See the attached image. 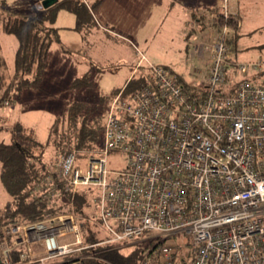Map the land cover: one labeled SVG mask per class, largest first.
Wrapping results in <instances>:
<instances>
[{"label": "built area", "instance_id": "1", "mask_svg": "<svg viewBox=\"0 0 264 264\" xmlns=\"http://www.w3.org/2000/svg\"><path fill=\"white\" fill-rule=\"evenodd\" d=\"M233 31L223 24L208 43L202 96H188L166 68L149 64L151 85L106 102L99 148L57 154L63 190H93L98 244L150 241L155 261L139 264H171L177 237L188 247L185 264H264V84L245 76L227 86L225 35ZM137 53L138 63L146 60ZM234 64L242 74L262 68L260 61ZM111 151L121 155L119 169L107 167ZM7 234L6 264L18 247L27 264H81L80 252L95 244L84 243L70 212L15 224Z\"/></svg>", "mask_w": 264, "mask_h": 264}, {"label": "trees", "instance_id": "2", "mask_svg": "<svg viewBox=\"0 0 264 264\" xmlns=\"http://www.w3.org/2000/svg\"><path fill=\"white\" fill-rule=\"evenodd\" d=\"M31 1L35 7L34 13L25 12L16 7H8L4 0L0 1V32L11 34L17 40L13 57V72L6 77L2 69L5 61L0 49V108L19 100L22 90L40 86L49 61L50 47L52 43L60 42V28L54 24L60 9L72 12L76 22L74 29L83 30L92 25L91 23L94 21L92 13L101 2V0H95L92 4H88L86 0H59L48 8L40 9L37 0ZM216 16L215 26L218 29L216 33L220 31L223 24L232 26L234 31L236 30L237 21L234 16L225 18L222 12ZM231 37L237 38L236 35ZM225 38L229 49L230 41L234 39L227 38L226 35ZM227 60L232 62L227 68L229 75V69L234 61L229 57ZM145 63L147 67L139 70L141 63L137 61L131 77L112 95L99 96L97 106L80 100L69 104L65 111L67 112L66 118L64 117L65 124H60V117L54 118L44 142H40L33 134L28 133L21 123L12 125L10 141L8 143L0 142V183L10 197L0 207V264H6L2 258L1 245L4 238L10 241L7 234L9 227L41 220L46 217V214L57 215L69 212L78 217L84 243H95L80 252L83 255L81 264H139L145 257H151V261H155L151 256L152 244L150 241H145L143 246L138 245L140 240L127 243L98 244L101 235L97 234L99 224L97 215L94 213L96 206L92 200L93 190L79 188L75 192H65L62 183L58 181L55 169L56 156L60 152L78 150L77 156H81V150L89 151V149L100 147L103 118L109 97L120 92L122 97H126L141 90L142 86L153 83V75L148 66L151 63L147 59ZM153 64L166 68L176 81L180 85L182 84L183 91L188 96L199 97L205 92L206 83L197 92L194 86L188 84L185 78L170 66ZM208 66L210 69V63ZM234 67L236 68V65ZM249 72H252V76L248 77L246 74L245 78L264 84L258 79L264 70H249ZM90 82L89 73L85 72L84 75L73 80L71 87L73 89L83 88ZM234 84L229 81L227 86L232 89ZM36 149L39 152L35 151ZM47 149L52 151V156L44 159L43 156ZM52 189H57V193L51 194L49 191ZM21 251L20 247L11 251L9 264H27L19 258ZM178 256H181V264H185V261L191 259L183 260L182 255Z\"/></svg>", "mask_w": 264, "mask_h": 264}, {"label": "rangeland", "instance_id": "3", "mask_svg": "<svg viewBox=\"0 0 264 264\" xmlns=\"http://www.w3.org/2000/svg\"><path fill=\"white\" fill-rule=\"evenodd\" d=\"M4 1L8 7H16L29 13H32L35 8L31 0ZM86 2L92 4V0H86ZM203 20L201 24L204 28L196 29V31L190 28L184 48L181 51L170 53L174 64L169 66L181 74L188 84L194 86L197 92L206 85L208 80L209 66L205 62L209 59L211 52L207 46L215 32L211 30L208 20L206 18ZM74 23V15L60 9L54 24L61 27L59 29L61 41L52 43L50 47L49 61L40 86L22 90L19 100L0 108V142L10 141V128L15 123H21L28 133L33 134L40 142H44L54 118L60 117V124H65V115H67L65 111L69 104L80 100L97 106L98 97L112 95L125 82L131 70L136 67L140 55L133 48L131 41L127 44L125 40H117L109 33L98 30L99 28L93 24L94 21L90 27L83 30L71 29ZM232 35H234L232 32L226 35L227 38L234 39H231L229 45L230 60L236 63L260 61L261 69L264 70V28L250 35H240L236 38V43ZM16 44L17 40L14 36L0 32V48L5 61L2 69L5 77L13 72V55L16 51ZM145 61H141L139 70L147 67ZM234 65L232 64L229 69L230 83L233 84L246 74L248 77L252 76V72L242 74ZM85 72L89 73L91 82L87 83L86 87L73 89L71 87L73 80L81 77ZM258 79L264 83V72ZM35 151L39 152L38 149ZM51 156L52 151L47 149L43 158L47 159ZM108 156L107 167L111 170L119 169L121 155L111 151ZM79 162H82L81 166L86 163L85 160ZM9 198L0 183V207ZM101 232L102 229L98 226L97 234ZM70 239L71 236L62 238L64 241ZM144 242L140 240L138 245L143 246ZM176 243L179 246L178 254L186 260L184 253L188 251V247L177 237ZM180 257L175 256L171 264H181Z\"/></svg>", "mask_w": 264, "mask_h": 264}, {"label": "crops", "instance_id": "4", "mask_svg": "<svg viewBox=\"0 0 264 264\" xmlns=\"http://www.w3.org/2000/svg\"><path fill=\"white\" fill-rule=\"evenodd\" d=\"M226 4L228 14L237 21L233 31L236 37L264 28V0H228ZM223 9V0H101L92 15L98 30L127 44L131 41L133 48L146 53L144 56L151 64L169 66L174 64L170 53L184 48L190 28L203 29L201 23L206 18L216 33L214 15ZM209 62L208 59L205 63Z\"/></svg>", "mask_w": 264, "mask_h": 264}, {"label": "water", "instance_id": "5", "mask_svg": "<svg viewBox=\"0 0 264 264\" xmlns=\"http://www.w3.org/2000/svg\"><path fill=\"white\" fill-rule=\"evenodd\" d=\"M42 1L43 8H48L49 6L57 3L59 0H40Z\"/></svg>", "mask_w": 264, "mask_h": 264}, {"label": "bare ground", "instance_id": "6", "mask_svg": "<svg viewBox=\"0 0 264 264\" xmlns=\"http://www.w3.org/2000/svg\"><path fill=\"white\" fill-rule=\"evenodd\" d=\"M182 85V84H181ZM184 86V85H183Z\"/></svg>", "mask_w": 264, "mask_h": 264}]
</instances>
